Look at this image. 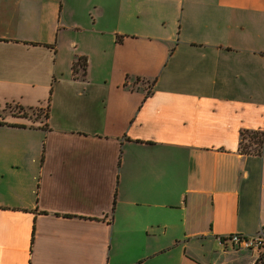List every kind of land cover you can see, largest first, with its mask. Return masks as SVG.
Returning a JSON list of instances; mask_svg holds the SVG:
<instances>
[{
  "label": "crops",
  "instance_id": "1",
  "mask_svg": "<svg viewBox=\"0 0 264 264\" xmlns=\"http://www.w3.org/2000/svg\"><path fill=\"white\" fill-rule=\"evenodd\" d=\"M244 130L264 0H0V264H255L221 243L264 233Z\"/></svg>",
  "mask_w": 264,
  "mask_h": 264
},
{
  "label": "trees",
  "instance_id": "2",
  "mask_svg": "<svg viewBox=\"0 0 264 264\" xmlns=\"http://www.w3.org/2000/svg\"><path fill=\"white\" fill-rule=\"evenodd\" d=\"M87 69V60L85 58H79V60L73 65V72L74 75L82 72V76L86 75ZM11 109L18 114H22L25 117L30 115L34 117L35 115L37 118L39 117V111L36 109H31L25 111L23 108L20 107H11ZM45 114V113H44ZM48 116V112L45 114V117ZM264 149V133L261 131H242L240 133V152L242 154H258L261 155ZM255 264H264V253L260 255L259 259Z\"/></svg>",
  "mask_w": 264,
  "mask_h": 264
},
{
  "label": "built area",
  "instance_id": "3",
  "mask_svg": "<svg viewBox=\"0 0 264 264\" xmlns=\"http://www.w3.org/2000/svg\"><path fill=\"white\" fill-rule=\"evenodd\" d=\"M221 243L225 249L231 250H252L259 255L264 253V233L253 236L232 234L221 238Z\"/></svg>",
  "mask_w": 264,
  "mask_h": 264
}]
</instances>
